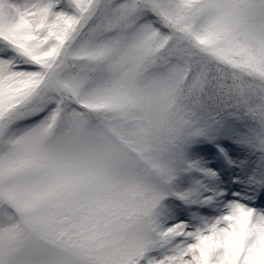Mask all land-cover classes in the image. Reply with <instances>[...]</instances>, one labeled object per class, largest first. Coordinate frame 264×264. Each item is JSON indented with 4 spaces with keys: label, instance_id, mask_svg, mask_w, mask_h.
Wrapping results in <instances>:
<instances>
[{
    "label": "snow or ice",
    "instance_id": "obj_1",
    "mask_svg": "<svg viewBox=\"0 0 264 264\" xmlns=\"http://www.w3.org/2000/svg\"><path fill=\"white\" fill-rule=\"evenodd\" d=\"M0 264H264V0H0Z\"/></svg>",
    "mask_w": 264,
    "mask_h": 264
}]
</instances>
